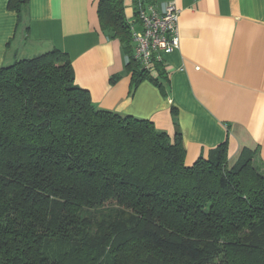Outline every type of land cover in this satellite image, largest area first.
I'll list each match as a JSON object with an SVG mask.
<instances>
[{"label":"trees","instance_id":"trees-1","mask_svg":"<svg viewBox=\"0 0 264 264\" xmlns=\"http://www.w3.org/2000/svg\"><path fill=\"white\" fill-rule=\"evenodd\" d=\"M98 15L134 82L160 85L162 63L134 60L124 0ZM53 241L72 246L54 258ZM0 264H264V157L230 167L225 141L189 164L180 134L99 108L63 49L2 65Z\"/></svg>","mask_w":264,"mask_h":264},{"label":"crops","instance_id":"crops-1","mask_svg":"<svg viewBox=\"0 0 264 264\" xmlns=\"http://www.w3.org/2000/svg\"><path fill=\"white\" fill-rule=\"evenodd\" d=\"M140 1L180 10V45L160 85L134 82L124 45L101 29L98 0H29L20 16L0 0V66L63 49L99 108L180 134L189 164L225 141L230 167L257 149L264 157V0ZM138 2L124 0L131 28L141 26Z\"/></svg>","mask_w":264,"mask_h":264},{"label":"built area","instance_id":"built-area-1","mask_svg":"<svg viewBox=\"0 0 264 264\" xmlns=\"http://www.w3.org/2000/svg\"><path fill=\"white\" fill-rule=\"evenodd\" d=\"M140 28H132L134 60L147 71L156 70L155 63L164 62L165 56L173 53L180 45V10L171 1L164 11L154 5L140 1L136 8Z\"/></svg>","mask_w":264,"mask_h":264},{"label":"rangeland","instance_id":"rangeland-1","mask_svg":"<svg viewBox=\"0 0 264 264\" xmlns=\"http://www.w3.org/2000/svg\"><path fill=\"white\" fill-rule=\"evenodd\" d=\"M71 246L72 243L68 241H53L51 243H48L45 253L48 256L56 258L58 255L68 251Z\"/></svg>","mask_w":264,"mask_h":264},{"label":"bare ground","instance_id":"bare-ground-1","mask_svg":"<svg viewBox=\"0 0 264 264\" xmlns=\"http://www.w3.org/2000/svg\"><path fill=\"white\" fill-rule=\"evenodd\" d=\"M142 70H144L143 68H142ZM152 73V72H151ZM152 74H154L155 75V73H152Z\"/></svg>","mask_w":264,"mask_h":264}]
</instances>
